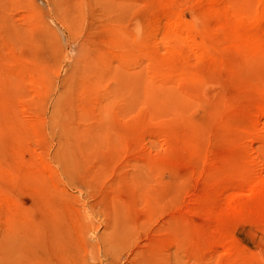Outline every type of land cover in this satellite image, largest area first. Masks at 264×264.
Instances as JSON below:
<instances>
[{"label": "rangeland", "instance_id": "rangeland-1", "mask_svg": "<svg viewBox=\"0 0 264 264\" xmlns=\"http://www.w3.org/2000/svg\"><path fill=\"white\" fill-rule=\"evenodd\" d=\"M256 34L261 0H0V264H264Z\"/></svg>", "mask_w": 264, "mask_h": 264}, {"label": "bare ground", "instance_id": "bare-ground-1", "mask_svg": "<svg viewBox=\"0 0 264 264\" xmlns=\"http://www.w3.org/2000/svg\"><path fill=\"white\" fill-rule=\"evenodd\" d=\"M261 1H264V0H261ZM239 15L246 16L245 14H239ZM256 35L257 36H252L253 41L257 45L264 46V37H263L264 34H256ZM221 182H223V183L226 182L227 186H233V188L234 187L237 188V189L240 188V190H238L239 193H242V192L254 193L261 187L260 186L261 185L260 181H258V180L253 181V180H250V179H247V178H239L238 180L235 179V180H232V181H230V180L225 178V179H222ZM243 190H245V191H243ZM261 234H264V232H262ZM207 242H208V240H207ZM217 242H222V240L218 238ZM245 254L248 255V256H251L252 252L249 251L248 253H245Z\"/></svg>", "mask_w": 264, "mask_h": 264}]
</instances>
